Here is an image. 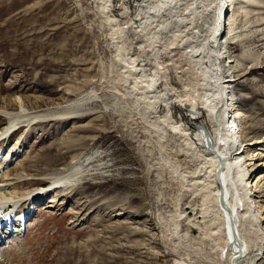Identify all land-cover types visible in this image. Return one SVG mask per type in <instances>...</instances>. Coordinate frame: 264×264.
Instances as JSON below:
<instances>
[{"label": "rangeland", "instance_id": "rangeland-1", "mask_svg": "<svg viewBox=\"0 0 264 264\" xmlns=\"http://www.w3.org/2000/svg\"><path fill=\"white\" fill-rule=\"evenodd\" d=\"M99 5L98 0H0V108L18 110L14 103L18 97L35 111L61 107L83 93L92 92L95 98L67 112L55 111L26 131L21 127L0 145V161L25 131L21 148L18 145L21 152L9 158L7 171L25 163L39 179L37 185L25 187L29 190L62 176V170L83 154L97 150L105 164L102 174L83 179L62 196L55 191L31 207L25 205L27 231L0 247V264H218V255L209 253L206 245L172 252L170 236L163 234L172 227L170 220L164 223L161 218L169 216L168 203L176 196L179 181L167 171L163 177L156 171L159 154L150 127L127 94L128 82L117 78L112 67L110 26ZM251 8L259 10L253 16L264 13L261 5ZM251 20L240 17L241 44L228 46L227 61L236 60L242 67L236 74L232 68L236 63L230 65L231 78L254 68L233 84L242 117L232 119L244 128L250 126V117L258 120L260 134L264 131V20L259 26ZM6 123L0 116V129ZM253 151L255 160L247 162L249 175L264 179V150ZM250 191L257 197L253 188ZM52 197L57 202L48 209ZM262 200L258 204L264 205ZM261 225L258 229L263 233L264 212ZM255 264H264V241Z\"/></svg>", "mask_w": 264, "mask_h": 264}, {"label": "bare ground", "instance_id": "bare-ground-1", "mask_svg": "<svg viewBox=\"0 0 264 264\" xmlns=\"http://www.w3.org/2000/svg\"><path fill=\"white\" fill-rule=\"evenodd\" d=\"M98 2L100 5L96 8L110 26L109 36L115 50L112 67L117 70V78L128 82L129 93L125 92L133 96L136 111L150 127V137L159 154L154 162L155 168L159 166L156 171L161 177L167 171L179 181L177 194L168 203L171 207L169 216L161 218L164 223L172 222V227L163 230L164 236H170L172 252H188L192 245L194 250L196 246L209 247V253L218 255V264H255V254L262 252L264 241V232L258 229L262 228L264 212V205L258 204V200L264 198V179L249 175L247 162L255 160L256 150L252 152V148L264 150V131L258 134V120L254 118L250 117L251 124L245 128L232 119L233 116L236 119L242 117L238 99L232 95L233 84L254 68L249 66L243 74L231 78L232 68L240 74L242 67L236 60L229 63L227 53L229 45L241 44L242 37L237 31L242 15L253 17L250 22L257 26L262 23L264 13L253 16L259 10L251 6L261 5L264 9V1ZM239 5L244 8L243 12ZM230 7L232 16L228 18ZM207 11L211 12L204 13ZM129 34L131 38H128ZM229 36L232 37L227 39ZM93 99L92 92L83 93L61 107L35 111L27 105L26 99L18 97L14 100L18 110L0 108V116L7 119L0 129V145L8 141L9 133L17 128L25 127L26 131L55 111L67 112L69 108ZM25 131L4 156V161H0V243L9 238L4 235V230L9 227L8 218L16 206L23 207V213L41 196L55 191L61 195L105 168L101 161L103 154L95 150L75 159L62 170V176L56 179L55 176L47 185L40 182L37 189L29 190L25 187L37 185L39 179L28 172L25 163L7 171L9 158L19 156L21 152L20 140L23 141ZM256 166L254 163L252 169ZM251 188L257 197H253ZM56 198L50 199L48 209L54 208ZM15 228L16 232L8 236L17 234L20 237L21 228L18 225Z\"/></svg>", "mask_w": 264, "mask_h": 264}]
</instances>
